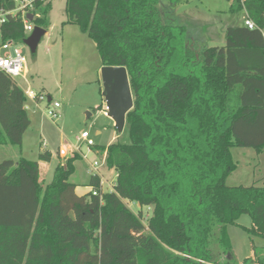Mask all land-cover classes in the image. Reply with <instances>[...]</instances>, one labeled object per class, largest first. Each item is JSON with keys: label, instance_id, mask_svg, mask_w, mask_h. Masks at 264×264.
<instances>
[{"label": "trees", "instance_id": "1", "mask_svg": "<svg viewBox=\"0 0 264 264\" xmlns=\"http://www.w3.org/2000/svg\"><path fill=\"white\" fill-rule=\"evenodd\" d=\"M182 1L66 0L65 23L93 40L102 66L127 68L130 141L97 147L116 178L101 193L91 175L96 195L78 196L69 182L77 154L57 164L45 187L48 151L38 161H2L0 264H264V249L255 247L253 256L234 259L227 233L236 226L264 240V187L227 184L238 168L235 149L264 150V0H236L233 9L255 28L227 27L223 46L200 52L176 47L184 28L162 15L164 2L172 13ZM14 7L0 0V10ZM49 9L50 1L34 21L46 31ZM0 32L2 42L26 38L11 17ZM26 100L0 73V146L20 149L30 124ZM242 215L249 227L238 223Z\"/></svg>", "mask_w": 264, "mask_h": 264}, {"label": "rangeland", "instance_id": "2", "mask_svg": "<svg viewBox=\"0 0 264 264\" xmlns=\"http://www.w3.org/2000/svg\"><path fill=\"white\" fill-rule=\"evenodd\" d=\"M49 1L50 9L46 16L49 27L35 53H30L27 46L21 43L28 70L27 84L21 79H17L16 83L22 90L29 86L34 93H43L50 96L53 102H59L61 108L58 110V118L48 116L47 101L33 103L27 99L25 108L30 124L23 134L21 147L0 146V163L18 156L38 161V154L45 150L55 158L58 151L63 149L66 158L72 154L80 157L73 162L74 169L69 177V182L77 185L76 195L83 196L93 190L88 186L91 175H98L99 191L108 193L113 190L116 172L107 167L105 154H101L97 147L109 143L128 144V128L124 127L121 132H117L113 121L101 111L105 105L100 77L102 64L93 40L81 33L76 25L65 23L66 0ZM235 3L236 0H183L171 13L172 8L164 2L162 15L165 19L173 15L176 23L184 28L182 35H176V47L181 50L180 46L186 43L189 46L193 41L194 45L189 47L200 52L207 45L223 46L226 27L243 23L245 13L234 10ZM84 131L89 133L94 147L89 148L77 140ZM76 151L80 154L74 153ZM233 155L238 168L228 178V186L264 187V150L256 154L252 148H240L235 149ZM95 162L98 166L93 171L92 164ZM42 177L40 183L44 187L43 184L48 183L51 176L45 177V181ZM126 204L135 213L140 210L136 203ZM152 209V206L142 207L141 212L147 218ZM238 223L249 227L251 220L242 215ZM227 233L232 257L237 261L253 256V247L257 251L264 249L263 239L250 237L239 227L228 226Z\"/></svg>", "mask_w": 264, "mask_h": 264}, {"label": "built area", "instance_id": "3", "mask_svg": "<svg viewBox=\"0 0 264 264\" xmlns=\"http://www.w3.org/2000/svg\"><path fill=\"white\" fill-rule=\"evenodd\" d=\"M15 7L12 10L5 11L0 10V27L6 23L7 17H11L13 20H19L22 24L24 34L26 38L31 34L36 27L34 21L41 18L42 14L40 9L43 8L49 0H13ZM39 4L38 6L36 4ZM28 15H32V20L28 19ZM243 24L249 29H254L255 25L253 22L247 18H244ZM25 38V39H26ZM21 43L14 41H1L0 32V73L5 74L13 81L17 79L26 81V67H25V56L23 55V50L21 48ZM17 84V83H16ZM27 99L31 100L33 103H39L47 101V96L43 93H34L30 88H25L22 90ZM60 108V103L51 102L49 104L48 116L56 119L58 118V110ZM108 109L106 105L102 107V113L107 116ZM77 140L80 143L85 144L87 147L92 148L95 146L93 140L90 138L88 132H82ZM59 156L65 157L66 152L63 149L58 151ZM98 164L95 162L92 164V170L96 171ZM98 176V175H97ZM97 190H92V195H96Z\"/></svg>", "mask_w": 264, "mask_h": 264}, {"label": "water", "instance_id": "4", "mask_svg": "<svg viewBox=\"0 0 264 264\" xmlns=\"http://www.w3.org/2000/svg\"><path fill=\"white\" fill-rule=\"evenodd\" d=\"M28 19L31 21L32 15H28ZM45 34V29L36 26L33 32L22 41V44L27 46L33 54ZM100 77L103 86L102 97L108 109L107 117L113 121L114 129L121 132L125 127L126 115L133 108V95L127 68L102 66Z\"/></svg>", "mask_w": 264, "mask_h": 264}, {"label": "crops", "instance_id": "5", "mask_svg": "<svg viewBox=\"0 0 264 264\" xmlns=\"http://www.w3.org/2000/svg\"><path fill=\"white\" fill-rule=\"evenodd\" d=\"M244 18H245V15H244ZM71 25V24H70ZM227 28V27H226ZM46 34H47V31H46ZM45 34V35H46ZM223 34H224V32H223ZM194 43L195 42H191V46L192 45H194ZM207 47H209L208 45H207ZM204 48V47H203ZM101 61V60H100ZM26 71H27V74H28V70L26 69ZM27 74H26V76H27ZM26 76H25V78H26ZM75 78V77H74ZM27 81V80H26ZM27 84V83H26ZM28 88H30L29 86H27ZM26 87V88H27ZM31 89V88H30ZM49 97L50 96H47V103H51V102H53V100H52V98H50L49 99ZM49 99V100H48ZM55 102H57V101H55ZM39 103H41V102H39ZM59 103V102H58ZM90 107V106H89ZM89 107H87V108H89ZM60 108H61V104H60ZM59 108V109H60ZM101 111H102V109H101ZM96 134L97 135H99L100 133L99 132H96ZM78 138V137H77ZM111 143H109V144H107L106 146H108V145H110ZM7 146H11V145H7ZM20 151V150H19ZM45 151H48V150H45ZM49 152V151H48ZM50 153V152H49ZM74 153H79L80 154V152L79 151H76V152H74ZM101 154H105V156H106V153L104 152V153H101ZM39 155V154H38ZM50 156H51V158H50V161L48 162V163H41L42 165H43V168H42V170H44V172L42 173V171H41V174H40V176L42 175L43 177H42V180L44 179V181H45V177L47 178V177H49L50 178V176H51V178L53 177V173H54V170H55V168H56V166H57V164L59 163V162H61V160H64V158H66V156L65 157H61V156H59V154L57 155V156H55V158H53V156H52V154L50 153ZM20 156H18V157H16V159H12V160H17L18 158H19ZM50 178V180H49V182L48 183H44L43 185H44V187L47 185V184H49L50 182H51V179ZM42 180H41V182H42ZM42 185V184H41ZM76 185V184H75ZM77 186V185H76ZM76 188V187H75ZM75 191H76V189H75Z\"/></svg>", "mask_w": 264, "mask_h": 264}]
</instances>
